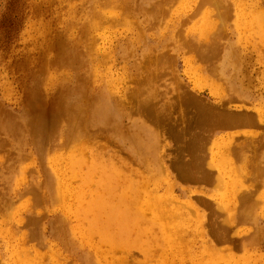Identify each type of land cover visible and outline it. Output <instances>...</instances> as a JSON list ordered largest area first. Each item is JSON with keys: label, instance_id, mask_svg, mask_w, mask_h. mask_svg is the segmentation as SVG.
I'll use <instances>...</instances> for the list:
<instances>
[{"label": "rangeland", "instance_id": "rangeland-1", "mask_svg": "<svg viewBox=\"0 0 264 264\" xmlns=\"http://www.w3.org/2000/svg\"><path fill=\"white\" fill-rule=\"evenodd\" d=\"M204 1L0 0V111L10 114L6 116L0 113L3 118L0 119L2 264H19L25 253L16 251L15 247L24 245L42 255L37 258L38 264H85L83 257L71 259L75 253H84L79 247L81 234L76 233L74 226L87 227L88 220L94 219V215L83 214L88 218L83 221L84 225L77 217L78 204L74 198L58 193L55 187L46 184L53 165L61 157L65 158L60 164L68 166L75 163L73 160L68 162L71 159L69 155L76 158L77 154V158L91 159L93 151L97 154L96 163L99 162L101 168L111 161L120 167L119 172L123 173V177L130 175L136 180L143 192L139 195L141 202L147 197L145 192L148 189H154L160 197L167 196L166 192L172 189L177 199L175 205L183 211L175 222L184 229L195 228L200 214H204L207 221L204 227L214 239L213 220L220 222L227 218L225 221L232 226L229 229L231 235L227 236L232 239L215 241L213 249L203 245L200 232L191 236L187 234L183 241L176 239L170 242L162 239L160 227L150 221L153 213L148 211V221L142 224L141 229L151 231L150 234L137 235L132 231L127 236L128 242L116 241L110 245L106 238L116 232L120 225L118 222L104 225L96 219L101 225L98 227L99 233H93L92 238L102 249L99 253L108 251L107 254L114 258L129 253L128 261L123 264H169L173 261L175 264H264L254 261L256 256L264 255V0H219L221 4L217 3L218 9L215 4L217 0L215 3L210 0L214 4ZM224 13H227L226 16ZM183 36L191 42L186 43ZM181 40H184V45L180 43ZM196 42L200 46L204 42L211 44L204 46V43L200 50ZM203 48L207 54L203 53ZM146 57H151V61ZM159 64L161 67L164 65L161 70ZM156 66H159L158 72L154 71ZM148 76L152 78L149 82L146 80ZM152 80L156 82L153 84ZM140 86L144 89L143 95L138 92L134 95ZM145 88L148 90L145 91ZM63 90L70 91L66 94L64 105H68L76 94L79 95L78 92H84L89 99L96 98V101L107 105L105 92H109L108 99L113 101V108L117 107L116 100H119L120 109L110 121L100 123L108 127L106 129L102 125L103 133L94 138L84 136L80 139L73 116L64 117L60 128L64 129L66 136L56 131L51 144L45 145L43 152H40L36 147L38 142L26 125L29 111L35 109L38 112L37 95L44 105L43 108L39 106L40 111L49 113L56 100H61L59 95L63 94ZM149 92L157 97L156 100L150 99L152 114L142 104V97L149 96ZM187 92L211 103L224 101L231 111H250L258 115V120L239 127L209 129L207 125L196 123L192 104H181L179 99ZM162 107L165 110L161 111ZM154 114L159 121L149 119L154 118ZM45 116L44 122L48 124L49 114ZM12 121L19 124V129L15 124L10 126ZM149 131L158 133L156 149L149 144L154 143L152 138L146 141L134 137L139 133L150 134ZM67 137L68 144L58 143L62 138L67 141ZM216 141L237 144H234L235 148L238 147L236 151L231 150L230 157L226 156L220 162L228 169V176H219L220 183L216 181L218 179L208 176L198 180L182 178L180 172L184 169L196 171L199 167V171L207 174L208 170L220 171L216 158H220L221 149ZM137 142L139 147L136 146L138 148L133 152L131 147ZM157 149L161 157L159 161ZM240 153L242 155L238 157ZM71 180L75 186L80 182L78 176ZM32 183L40 184L38 187L43 191H38L39 188ZM121 184L120 179L118 187ZM31 185L36 187L38 194H44L42 201L30 190ZM24 189L26 192H23ZM245 190L250 192L243 194ZM119 194L109 196L110 200H114L113 204L118 203ZM204 195L219 204L217 206L222 211L218 215H213L212 209L201 202ZM89 198L86 197L87 200ZM226 205L234 208L229 209ZM252 208H255L254 212L250 213ZM247 209L249 212L246 215ZM28 212L39 217L35 224L29 222L32 216ZM233 212L238 215L235 223L229 217ZM21 218L26 220V224L17 223ZM102 218L104 222V216ZM17 230H20L19 235L22 232L27 234L25 239L28 241L23 245ZM74 238H77V243ZM248 239L251 242L247 243ZM34 252H30V256Z\"/></svg>", "mask_w": 264, "mask_h": 264}, {"label": "bare ground", "instance_id": "bare-ground-1", "mask_svg": "<svg viewBox=\"0 0 264 264\" xmlns=\"http://www.w3.org/2000/svg\"><path fill=\"white\" fill-rule=\"evenodd\" d=\"M208 3H215V0L213 2H211L210 0H207ZM175 2V1H174ZM177 2V1H176ZM206 2V0L204 1V3ZM207 3V2H206ZM213 3V4H214ZM219 0H217L216 7L221 4V2L219 4ZM104 4H109V3H104ZM175 4V3H174ZM173 4V5H174ZM228 4V3H227ZM154 5V4H153ZM107 6V5H105ZM161 6V5H160ZM221 6V5H220ZM219 6V7H220ZM223 6V5H222ZM170 7V6H169ZM168 7V8H169ZM200 7V6H199ZM123 8V7H121ZM172 8V7H171ZM156 9V8H155ZM200 9V8H199ZM218 9V7H217ZM215 9V10H217ZM220 9V8H219ZM224 9V8H223ZM123 10V9H122ZM150 10V9H149ZM154 11V9H152ZM195 10V9H194ZM197 10V9H196ZM111 11V10H110ZM165 11V10H164ZM193 11V10H192ZM220 11V10H219ZM232 11V10H231ZM200 12V10H199ZM198 12V13H199ZM156 13V12H155ZM165 13V12H164ZM219 13V12H218ZM221 14V13H220ZM225 16L227 13H224ZM165 15V14H164ZM168 15V14H167ZM189 15V14H188ZM216 15V14H215ZM219 15V14H218ZM223 15V13H222ZM214 16V15H213ZM167 17V16H166ZM218 17V16H217ZM216 17V18H217ZM224 17V15H223ZM222 16L220 17V19L223 18ZM219 18V17H218ZM217 18V19H218ZM225 18V17H224ZM115 19V18H114ZM219 21V19H218ZM222 21V20H220ZM87 23V22H86ZM153 23V22H152ZM183 23V21H182ZM219 23V22H218ZM217 23V24H218ZM222 24V23H220ZM153 25V24H152ZM224 25V23H223ZM217 26V25H216ZM88 27V26H87ZM222 27V26H221ZM85 28V27H84ZM216 28V27H215ZM87 29V28H85ZM89 29V28H88ZM224 29V28H223ZM141 30V29H140ZM222 30V29H221ZM177 31V30H176ZM181 31V30H180ZM179 31V32H180ZM183 31V30H182ZM223 31V30H222ZM90 31H87V33ZM221 32V31H220ZM141 33V32H140ZM85 34V31H84ZM90 34V33H89ZM181 34V33H180ZM179 34V35H180ZM220 34V33H218ZM183 35V34H182ZM185 35V34H184ZM216 35V34H215ZM87 36L86 34L84 35V37ZM209 36V34H208ZM83 37V36H82ZM182 37V36H181ZM214 37V36H213ZM218 37V36H217ZM87 38V37H86ZM91 38V36H90ZM211 39V37H209ZM88 39V38H87ZM183 39L185 40L184 36ZM193 39V38H192ZM184 40H181L180 43L182 42L184 45ZM190 40V39H188ZM186 41V43H190L189 41ZM219 40V38H218ZM212 41V39H211ZM210 41V42H211ZM216 41V40H215ZM209 42V43H210ZM213 42V41H212ZM220 42V41H219ZM181 43V44H182ZM197 43V42H196ZM202 43V42H201ZM206 43V42H204ZM202 43V45L204 44ZM208 43V44H209ZM215 43V42H214ZM222 43V42H221ZM200 47V50L202 49L200 46V43H197ZM197 44L196 47L198 46ZM206 43V45L204 44V46L208 45ZM211 44V43H210ZM213 44V43H212ZM182 45V47H183ZM191 45V44H190ZM189 45V46H190ZM216 45V44H215ZM213 45V46H215ZM221 45V44H220ZM185 46H187L185 44ZM184 46V47H185ZM193 46V45H192ZM212 46V45H211ZM210 46V47H211ZM217 46V45H216ZM188 47V46H187ZM195 47V46H194ZM203 47V46H202ZM218 47V46H217ZM221 47V46H220ZM190 48V47H188ZM193 48V47H191ZM206 48V47H205ZM213 48V47H212ZM219 48V47H218ZM195 49V48H194ZM204 49V48H203ZM215 49V48H214ZM196 51V50H195ZM194 51V53H195ZM199 51V50H198ZM205 49L204 52L205 53ZM165 52V51H163ZM214 52V51H213ZM166 53V52H165ZM198 53V52H197ZM202 53V51H201ZM164 54V53H163ZM170 55V53H168ZM200 54V53H199ZM207 54V52L205 53ZM204 54V56H205ZM155 56V55H154ZM157 56V55H156ZM168 56V55H167ZM170 56H174L173 54ZM200 56V55H199ZM202 56V54H201ZM149 57V56H148ZM159 57V56H158ZM161 57V56H160ZM163 57V55H162ZM165 57V56H164ZM209 57V56H208ZM147 58V57H146ZM151 58V57H150ZM148 59L149 61H151V59ZM153 58V57H152ZM173 58V57H170ZM175 58V57H174ZM199 57H197L198 59ZM160 59V58H159ZM168 59V57L166 58ZM166 59H163L165 61H167ZM196 59V60H197ZM202 58H200L201 60ZM219 59V58H218ZM155 60V59H154ZM157 60V59H156ZM170 60V59H169ZM173 60V59H171ZM207 60V59H206ZM159 62V61H158ZM162 62V61H161ZM157 63V62H156ZM207 63V62H206ZM205 63V64H206ZM209 63V62H208ZM157 65V64H156ZM212 65V64H211ZM160 66V67H159ZM159 66H156V70H154L155 72L157 71V67L161 68L164 67V65L159 64ZM174 66V65H173ZM215 66V65H214ZM208 67V66H207ZM211 67V66H210ZM158 68V70H159ZM212 68V67H211ZM215 68V67H214ZM168 69V67H167ZM171 69V67H170ZM207 69V68H206ZM148 71V70H147ZM169 71V70H168ZM216 71V69H215ZM214 72V71H213ZM148 73V72H147ZM209 73V72H208ZM215 73V72H214ZM213 74V73H212ZM150 75V74H149ZM152 76V74H151ZM150 76V77H151ZM149 77V76H148ZM147 77V78H148ZM148 78L145 79L147 80V82H149V79L152 78ZM166 77V76H165ZM142 78V77H141ZM157 78V77H156ZM158 79V78H157ZM165 79V78H164ZM136 80V79H135ZM162 80V79H160ZM178 80V79H177ZM138 81V79H137ZM136 81V82H137ZM144 81V80H143ZM141 82V80L139 81ZM145 82V83H147ZM151 82V80H150ZM154 82L152 80V83L154 84ZM158 82V81H157ZM163 82V81H162ZM138 83V82H137ZM144 84V83H143ZM158 84V83H157ZM165 84V82H164ZM138 86V85H137ZM176 85H174L175 87ZM81 87V86H79ZM177 87V86H176ZM185 87V86H184ZM133 88V87H132ZM148 90V88H145ZM154 89V88H153ZM165 89V88H164ZM143 88L137 87V89L134 91V95L137 94V92L139 93V95H143ZM156 90V88L154 89ZM154 90H153V94H154ZM82 91V90H80ZM133 91V90H132ZM131 91V93H132ZM182 91V90H181ZM67 92L69 93L70 91H65L63 90V94L59 95L60 99L56 100V105L54 104V106L52 105V108L50 110L49 113L44 112L43 110L40 111L41 109H39V106L41 108L44 107L43 102L40 100V98H38V96L36 95V100H37V104H39L37 106V111H35V109L29 111L30 116L28 117V119L26 120V125H28L30 127L31 130V134L33 137H35L37 145V149L40 152H43L44 148L46 147L45 145H47L48 143L51 142L52 137L54 136V133H56V131H60L62 134L65 135L64 129L61 130V122L64 121V117L67 116H73L74 118V124H75V128L79 129L77 131L78 132V137L81 139L82 137L84 138V136L87 137H93L94 136H98L100 133H103L101 130L103 129V127L105 126L106 129L108 127L107 124H102L104 126H102L100 123H104L107 121H110L112 119V117H114V115L116 114V111H118L120 109L119 107V100H116V105L117 107H115V109L113 108V105L111 103H113V101H110L108 99V97H110L109 92H105L106 93V97H107V105H105L103 102L101 101H96L94 99H89L88 97H86L83 93L84 92H78L79 95L76 94V96H74L73 100L70 101V103L68 105H64V99L66 97ZM180 91H178L179 93ZM150 95L152 94L151 92H149ZM167 93V92H166ZM232 93V92H231ZM145 94V93H144ZM152 94V95H153ZM149 95V94H148ZM147 96V97H142V104H144L143 108L147 109V112L152 114V110L150 109L152 107H150V102H151V97L156 100V98L153 96ZM164 95V94H161ZM183 95V93H182ZM127 96V95H125ZM124 96V97H125ZM156 96V95H155ZM160 96V95H158ZM231 96V95H230ZM161 97V96H160ZM91 98V97H90ZM98 99V97H97ZM125 99V98H124ZM170 99V98H169ZM174 100V99H172ZM171 100V101H172ZM180 101H182L181 104H192L193 108H194V115H196L195 120L196 123L198 124H203V125H207L209 126V129H226V128H232L241 124H252L255 123L256 120H258V118L256 116H258L255 113H252L250 111H245V112H236V111H231L228 109V106H226V104L224 103V101L221 102H216V103H211L208 100H206L205 98L194 94L192 92H187V94H185L184 96H181ZM230 100V99H229ZM228 100V101H229ZM174 102V101H173ZM176 102V101H175ZM141 103V100H140ZM164 104V102H161ZM174 104V103H173ZM169 105V104H168ZM167 107V106H166ZM189 107V106H188ZM184 108V106H183ZM137 109V107H136ZM189 109V108H188ZM144 110V109H143ZM165 109H163V107L161 108V111H163ZM40 111V112H39ZM158 111V110H157ZM145 112V110H144ZM165 112V111H164ZM1 114H5L6 116H9L10 114H8V112L5 111H0ZM146 113V112H145ZM144 113V114H145ZM161 113V112H160ZM168 113V112H167ZM46 114H49V116L47 118H49V123L46 124L44 121L46 119ZM162 114V113H161ZM171 114V113H169ZM13 117V116H11ZM161 117V116H160ZM155 118V120H154ZM154 118L153 117H149V119L153 120V121H159V118L156 117V115L154 114ZM1 120H3V118L0 117ZM13 122V121H12ZM192 122V121H191ZM69 123V121H68ZM15 124L17 125V129H19V124L16 122H13L10 124V126L12 127V125ZM7 125V124H6ZM164 126V125H162ZM175 126V125H174ZM7 127V126H6ZM59 127V129H58ZM65 127V125H64ZM166 127V126H165ZM164 127V128H165ZM239 127V126H238ZM105 129V130H106ZM197 130V129H196ZM24 131V130H23ZM2 133V132H1ZM23 133V132H22ZM149 133L151 134H147L145 133V135L139 133L136 136H134L135 138H137L138 140H146L148 141L149 138H152L154 140V143L151 144L149 142V144L151 146H153L154 149H156V147L158 146L157 144V135L158 133L155 131L152 133L151 131H149ZM107 134V132H106ZM210 135L212 136L213 134L210 133ZM4 136V135H3ZM66 136V135H65ZM102 136V134L100 135ZM194 136V135H193ZM148 137V138H147ZM187 138V137H186ZM212 138V137H211ZM4 139V138H3ZM7 139V138H6ZM180 139V138H178ZM177 139V141H178ZM183 139V138H182ZM249 139V138H248ZM67 141H65V139H61L60 144L65 145L69 143V138H66ZM108 140V139H107ZM188 140V138H187ZM245 140V139H244ZM8 141V140H7ZM65 141V142H64ZM181 141V139H180ZM186 141V140H185ZM211 141V139H210ZM10 142V141H9ZM62 142V143H61ZM184 142V141H183ZM241 143V142H240ZM8 144V143H7ZM51 144V143H50ZM139 143L137 142V144L133 147H131V150L133 152H135L136 148L139 147L138 145ZM217 146L221 149L219 152L220 158H216V162H222V159H224L226 156H229L231 150L236 151V147L235 145L236 143H232L230 141L228 142H224V141H216ZM244 144V142L242 143ZM197 145V144H196ZM210 145V144H209ZM237 145V144H236ZM138 146V147H136ZM149 146V147H151ZM208 146V144H207ZM239 146V145H238ZM243 146V145H242ZM241 146V147H242ZM6 147V146H5ZM206 147V146H205ZM240 147V146H239ZM49 149V148H48ZM146 149L147 151L150 150ZM202 150V149H201ZM200 150V151H201ZM87 151V150H86ZM137 152V151H136ZM86 153V152H85ZM198 153V152H197ZM204 153V152H203ZM208 153V152H206ZM239 153V152H238ZM6 155V154H5ZM15 156V154H13ZM96 153L95 151L91 152V159H87L84 157H79L77 158V154H76V158L74 156L69 155L68 157L71 159H68V162L71 160H73L75 163H73V165H62L60 164V161L63 160L64 158L61 157L59 159V161H57L58 163H55L52 167V170L50 172V174L47 176L49 178V182L47 181L46 185H51L53 187H55L57 189L58 193H62L66 196H71L74 198L75 203L78 204V214L77 217L79 218V220H81L82 222L88 218L84 217L83 214L86 213H92L94 215V219H90L88 220V225L87 227H81V226H74V230L76 231V233L81 234V243H79V247L80 249L83 250L84 253H81L80 255H71V259L75 260V258L77 257H83L85 260V264H123V262H127L128 261V256L129 253L127 255H123L120 256L118 258H114V256H111L109 254H107L108 251L104 252V253H99L101 252V248L97 245V242H95L92 238L93 233H99L98 227L101 224L104 225H111L113 223H117L118 222V230L116 232H112L111 234L108 235V237L106 238V242L109 243L110 245H114L116 241H127L128 242V238L127 236L132 232H136L137 235L142 234V233H146V234H150L151 231L144 229H141L142 224L146 220L147 217V212L151 211L153 213L152 216V220L154 223H156L157 225H159L160 229V233L162 234V239H166L167 241L171 240H176L179 239V241H183L186 237L187 234L189 236L194 235L196 232H200L202 237H203V245H205L206 247H209L211 249L214 248L215 246V241L218 242H225L228 241L230 238L228 239L227 236L231 235V227L225 220H227V218L223 221L221 220L216 221L217 219L213 220V231L212 234L214 236H216V238H212L210 233H208V229L206 230V228L204 227V222L206 220H204V214H200V220L198 225L195 228H192L191 230H186L184 229L182 226H180L179 224H177L175 222L176 217L180 216L182 214L183 211L180 207H178L177 205H175V202L177 201L175 195L172 192V189H170V191L166 192L165 197H160L158 194H156V192L154 191V189H148L147 192V197L143 200V202L139 201V195L143 192H141L140 190V185H138V183H136V180L134 181L132 179V177L125 178L123 177V173L119 172L120 167L116 166L114 163H111V161L108 163H105V167L101 168L99 165V162L96 163ZM156 155L158 157V161L160 160V153H158V149L156 151ZM199 155V154H198ZM197 155V156H198ZM238 155V154H237ZM242 154L240 153L238 157H240ZM20 156V155H19ZM195 156V155H194ZM221 156H224L223 158H221ZM249 156V155H247ZM251 156V155H250ZM230 157V156H229ZM252 157V156H251ZM8 158V157H7ZM199 158V157H198ZM206 158V157H205ZM248 158V157H247ZM258 158V157H257ZM10 159V158H9ZM12 159V158H11ZM16 159V158H15ZM18 159V158H17ZM194 159V158H193ZM207 159V158H206ZM209 159V158H208ZM215 159V158H214ZM240 160V159H239ZM8 161V160H6ZM14 161V160H13ZM16 161V160H15ZM14 161V162H15ZM191 161V160H190ZM208 161V160H207ZM244 161V160H243ZM251 161V160H250ZM11 165H12V161ZM67 162V163H68ZM104 162H106L104 160ZM210 162V161H209ZM208 164L210 165L211 163ZM259 163V162H258ZM207 164V165H208ZM256 164V163H255ZM10 165V166H11ZM86 165V166H85ZM181 165V164H180ZM216 165V164H215ZM179 166V165H177ZM211 166H213V163L211 164ZM210 166V167H211ZM220 171L217 170H213L210 171L208 170V175L206 172H201L202 170L199 171V167H197L196 171L192 170V169H182L180 171V176L182 178L188 179V180H198L199 178H202L203 176L205 177H209V178H214L215 180L218 179L219 180V176H228V169L223 166L222 163H220ZM5 167V166H4ZM9 167V166H8ZM185 167V166H182ZM193 167V166H192ZM6 168V167H5ZM190 168V167H188ZM239 170V167H237ZM35 169V168H34ZM99 169V170H98ZM215 169V167H214ZM230 169V168H229ZM10 170V168H8V171ZM121 170V169H120ZM177 170V171H179ZM227 171V172H226ZM232 174V169L229 170ZM260 171V170H259ZM199 172L201 173V175L199 174ZM248 173V172H247ZM246 175V174H245ZM250 175V174H249ZM79 177L80 182L78 183V185H73L72 184V177ZM233 177V174L231 175ZM236 176V175H234ZM244 176V175H242ZM230 177V176H229ZM245 177V176H244ZM248 177V176H247ZM177 178V177H176ZM222 178V177H221ZM121 179L122 183L119 187V180ZM213 179V181H214ZM216 180L218 183H220L221 179L218 181ZM43 181V180H42ZM245 181V180H244ZM41 182V181H40ZM256 182V181H255ZM39 183V182H38ZM34 183H32L33 185ZM43 184V183H42ZM31 185V189L36 193L35 196H37L39 201H42L44 198L43 197V193L42 194H38V192H36V187H38V185L40 184H35L33 186L36 187H32ZM40 191V186L38 187ZM120 188L121 190L118 191L116 189ZM29 189V188H28ZM36 189V190H35ZM26 189L23 190V192ZM244 190V189H243ZM43 191V190H41ZM40 191V192H41ZM246 191V190H245ZM243 191V194H248L250 191ZM2 192V191H1ZM26 192V191H25ZM141 192V193H140ZM29 193V190H28ZM116 193H120L119 196L117 197L118 199V203L113 204L114 200H110L109 196L112 194H116ZM240 193V192H239ZM257 194V193H256ZM259 197V192L257 195ZM19 195V194H18ZM146 195V194H145ZM90 196V198L87 200L86 197ZM202 196V195H201ZM205 196V195H204ZM2 197V196H1ZM0 197V198H1ZM7 197V196H6ZM11 197V196H10ZM9 197V198H10ZM46 199V196H44ZM4 198V196H3ZM34 198V197H33ZM133 198V199H132ZM252 198V197H251ZM249 199V198H248ZM254 199H257V197H255ZM201 202L212 209V214L216 215L218 212H220V210L222 211V209H220L221 207L217 206L219 204L214 203L211 198L207 199V197H202ZM260 200V199H257ZM256 200V202H257ZM8 202V200H5ZM242 201H244L242 199ZM246 201V200H245ZM250 202V200H248ZM7 202H5L7 204ZM10 202V201H9ZM32 202V200H31ZM262 202V201H261ZM255 203V202H254ZM258 203V202H257ZM177 204V203H176ZM242 204V203H241ZM252 204V203H251ZM4 205V204H3ZM13 205V204H12ZM30 205V203H29ZM230 205V204H229ZM229 205H226L229 207ZM2 206V204H1ZM0 206V207H1ZM31 206V205H30ZM221 206V205H220ZM233 206V205H232ZM252 205H250L249 207H251ZM257 206V205H256ZM256 206H252L255 207ZM5 207V205H4ZM11 207V206H9ZM37 207V206H35ZM246 207V206H245ZM190 208V207H188ZM194 208L196 209L197 207L194 206ZM230 208H234L233 207H229ZM252 208L250 211L254 212V209ZM2 209V208H1ZM6 209V208H4ZM35 209V208H34ZM210 209V211H211ZM8 210V205H7V209ZM5 210V211H6ZM191 210V209H190ZM242 210V209H241ZM245 210V209H243ZM242 210V211H243ZM3 211V210H1ZM35 211V210H34ZM132 211V213H131ZM236 211V210H235ZM247 211L249 212V209L246 210V215H247ZM33 212V211H32ZM116 212V213H115ZM194 212V211H192ZM237 212V211H236ZM8 213V212H7ZM29 214L30 213L28 212ZM235 212H233V214H229V217L231 218V220L234 219L236 220V217L238 216L237 213L234 214ZM248 213V215L250 214ZM4 214V212H3ZM6 214V212H5ZM225 214V213H224ZM241 214V213H239ZM244 214V215H245ZM254 214V213H253ZM252 214V215H253ZM7 215V214H6ZM10 215V214H8ZM35 215V214H33ZM218 215V214H217ZM252 215H250L252 218H254ZM25 216V215H24ZM30 216V215H29ZM37 216V215H36ZM104 216L105 220L104 222H102V217ZM243 216V215H242ZM224 217V216H223ZM245 218V217H244ZM100 222V223H98ZM207 219V216H206ZM7 220V219H6ZM39 220V217H35L32 216L29 218V222L32 224H35V222ZM20 222L17 223H24L26 224V220L24 219H19ZM225 221V222H224ZM250 221L252 222L253 220L250 218ZM207 222V221H206ZM243 222V221H242ZM16 223V224H17ZM27 223V224H30ZM211 223V222H210ZM84 224V222H83ZM85 225V224H84ZM206 226V225H205ZM234 226V225H233ZM26 227V226H25ZM237 227V226H236ZM32 228V227H31ZM210 228V227H209ZM230 229V230H229ZM235 230V229H233ZM232 230V231H233ZM20 230H17L18 235ZM236 231V230H235ZM40 232V231H39ZM34 233V230H33ZM234 234V233H232ZM26 233H23L21 235H19L20 241L22 242L21 244L23 245L24 243H26ZM32 237V236H31ZM122 237V238H121ZM208 237V238H207ZM232 239V238H231ZM251 239V238H250ZM243 243L244 242V239ZM246 241V240H245ZM249 239L247 240L248 243ZM74 242L77 243L78 240L77 238H74ZM126 242V243H127ZM231 242V240H230ZM251 242V240L249 241ZM241 244V243H240ZM220 245V244H219ZM218 245V246H219ZM16 251L18 252H24L25 254L22 256V259L19 261V264H38L37 263V258H41L42 255L40 253L31 251L29 249V246L24 245V247H15ZM233 248V247H232ZM30 252H34V255L30 256ZM30 253V254H29ZM29 254V255H28ZM21 258V257H20ZM133 260V259H132ZM131 261V260H130ZM255 263H258L259 261H262L264 263V255H259L256 256L254 259ZM184 262V261H182ZM40 263V262H39ZM0 264L1 261H0ZM163 264V263H162ZM169 264H175L174 261L169 263Z\"/></svg>", "mask_w": 264, "mask_h": 264}]
</instances>
